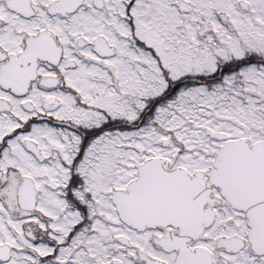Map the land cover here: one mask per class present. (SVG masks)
<instances>
[{"label":"snow or ice","instance_id":"1","mask_svg":"<svg viewBox=\"0 0 264 264\" xmlns=\"http://www.w3.org/2000/svg\"><path fill=\"white\" fill-rule=\"evenodd\" d=\"M0 264H264V0H0Z\"/></svg>","mask_w":264,"mask_h":264}]
</instances>
